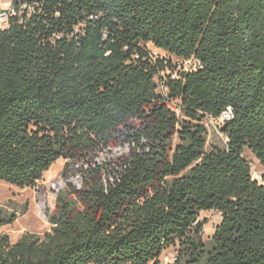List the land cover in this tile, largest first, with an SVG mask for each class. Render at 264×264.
<instances>
[{
  "label": "trees",
  "instance_id": "1",
  "mask_svg": "<svg viewBox=\"0 0 264 264\" xmlns=\"http://www.w3.org/2000/svg\"><path fill=\"white\" fill-rule=\"evenodd\" d=\"M12 2L0 181L35 188L63 159L80 205L45 211L43 236L0 231V264H157L171 247L172 264H264V175L244 156L264 169V0ZM166 70L183 121L158 93ZM228 107L227 144L208 149L206 120ZM210 211L222 221L205 241ZM16 218L0 209V230Z\"/></svg>",
  "mask_w": 264,
  "mask_h": 264
},
{
  "label": "rangeland",
  "instance_id": "2",
  "mask_svg": "<svg viewBox=\"0 0 264 264\" xmlns=\"http://www.w3.org/2000/svg\"><path fill=\"white\" fill-rule=\"evenodd\" d=\"M11 1L12 0H0V9ZM148 49L155 59L171 62L177 69L185 65L188 68L194 66L188 63L183 64V61L157 49L151 44L148 45ZM168 75H173L175 77L177 73L166 70L157 77L158 93L168 98L169 107L176 112L181 121H183L186 117L182 110L181 102L171 100L164 86L165 78ZM206 127L209 133L208 149L214 146L225 147L227 144L226 137L221 131L217 132L209 123V119L206 120ZM180 142V139L176 138L174 146ZM244 156L252 167L253 178L261 182L264 169L259 160L250 150H246ZM65 164L66 161L63 159L56 162L35 188L20 189L12 184L0 181V209L4 215H14L17 217L13 224L3 227L0 231L10 236L13 244L17 243L26 233L43 236L51 230L52 225L43 214L45 211H48L50 214L58 213L64 204L80 205L79 199L64 179ZM74 183L77 186L80 184L76 181ZM200 220L206 221L203 237L205 241H209L213 237L217 226L221 223L222 215L216 211L203 212L200 215ZM177 254L178 247L168 248L163 251L157 264H172Z\"/></svg>",
  "mask_w": 264,
  "mask_h": 264
},
{
  "label": "built area",
  "instance_id": "3",
  "mask_svg": "<svg viewBox=\"0 0 264 264\" xmlns=\"http://www.w3.org/2000/svg\"><path fill=\"white\" fill-rule=\"evenodd\" d=\"M16 14L13 2L5 4L3 8L0 9V29H5L9 23L10 17ZM233 118V110L228 107L219 118H209V123L220 132L221 126Z\"/></svg>",
  "mask_w": 264,
  "mask_h": 264
},
{
  "label": "water",
  "instance_id": "4",
  "mask_svg": "<svg viewBox=\"0 0 264 264\" xmlns=\"http://www.w3.org/2000/svg\"><path fill=\"white\" fill-rule=\"evenodd\" d=\"M263 178V177H262Z\"/></svg>",
  "mask_w": 264,
  "mask_h": 264
}]
</instances>
